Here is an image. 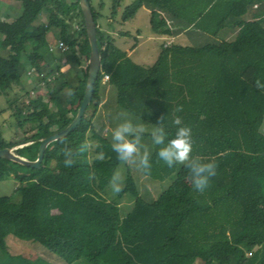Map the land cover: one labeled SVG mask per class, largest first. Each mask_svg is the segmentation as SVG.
Instances as JSON below:
<instances>
[{"label":"trees","instance_id":"trees-1","mask_svg":"<svg viewBox=\"0 0 264 264\" xmlns=\"http://www.w3.org/2000/svg\"><path fill=\"white\" fill-rule=\"evenodd\" d=\"M18 1V18L0 17V47L10 50L9 56L0 55V93L17 128L27 131L8 141L0 128V149L29 143L16 153L35 160L41 141L63 130L77 114L90 44L79 0ZM89 1L102 58L92 101L81 124L48 145L40 168L0 158V181L14 176L21 193L19 202L0 195V254L6 257L0 264H37L9 252V234L43 245L67 264L81 259L90 264H264V90L255 86L256 80L264 83V0H135L123 11L122 23L145 6L155 34L188 32L194 42L163 44L148 67L133 61L102 30L98 21L104 0ZM110 3L113 20L122 0ZM42 11L46 21H38ZM52 28L58 42L69 47L60 49L61 60L66 57L81 79L72 84L63 69L68 63H59L49 48L43 71H35L48 91L46 99L26 90L20 65L27 44H41ZM119 35L130 33L121 30ZM107 86L116 91L118 107L104 122L98 110ZM69 89L71 96L64 94ZM178 106L182 112L175 111ZM176 115L192 129V155L218 166L211 186L203 194L195 192L189 170L158 161L159 146L153 145L151 170L139 169V176L157 184L169 180L168 186L148 200L128 171L119 200H110L105 189L124 162L112 151V139L105 134L108 124L146 123L151 128L142 137L152 141L151 130L164 116L167 138L172 139ZM85 140L93 148L66 168L61 149H76ZM101 151L104 159L99 161ZM90 173H95L92 180ZM125 195L130 209L122 217L119 202Z\"/></svg>","mask_w":264,"mask_h":264},{"label":"rangeland","instance_id":"rangeland-1","mask_svg":"<svg viewBox=\"0 0 264 264\" xmlns=\"http://www.w3.org/2000/svg\"><path fill=\"white\" fill-rule=\"evenodd\" d=\"M135 0H122V3L119 7L118 14L112 18H110L111 12V3L110 0H104L105 8L102 11V16L98 21L99 24L110 25L113 28L114 36L116 37V45L121 49H129L135 50L130 55L131 58L144 66L152 65L160 52L161 46L165 42L169 43H179V40H171L168 36H161L155 34L152 31L151 23H150V10L142 6L135 17L130 19L129 21L122 23L121 15L125 8L132 4ZM22 14V4L18 0H0V17L12 21L18 18ZM47 14L45 11H42L38 17V21H46ZM128 31L130 33L129 36H121L119 32ZM3 36L0 34V40ZM264 39V34L262 35ZM52 47L54 49L53 54L57 56L59 63L66 64L71 67V70L68 71V68L64 66V70H66V76L70 79L71 83L77 85L80 81L79 72L75 69L72 63L67 61V58L64 57L61 60V50L58 48V37H57V29L52 28L46 40H44L41 44L35 45L33 43H28L26 46V54L23 56L21 61V71L23 72V84H25L26 90H32L34 94H41L46 99L48 98V91L45 89L43 83L38 81L37 70L43 71L45 64V51L47 52L49 48ZM0 55L9 56L10 50L4 49L0 47ZM34 70V71H33ZM31 72V74H29ZM63 97L66 95L62 94ZM110 101H109V109L117 108L116 104V91L112 90L109 93ZM7 98L0 93V128L3 131L4 137L8 141L19 140L22 133L27 131V127H25L22 131L17 128L15 119L11 115V110L7 109ZM104 112V111H103ZM109 117V112L107 116ZM110 118V117H109ZM137 125L143 126L144 129H150L151 127L146 123H136ZM110 129V130H109ZM114 128L111 127L110 124L107 126V130L105 134L112 139V130ZM261 131L264 132V122L261 127ZM142 143L147 147L149 152H152L153 143L150 139L142 137ZM92 145V144H91ZM19 147V146H18ZM93 147H91L92 149ZM35 150V148H32ZM16 151V150H15ZM22 153L28 156H31L28 150H22ZM138 162V160H137ZM136 162V163H137ZM138 164V163H137ZM130 171L136 179L138 186L140 188V193L142 196L148 200H152L156 198L170 183L169 180H165L162 183L158 184L155 182L150 183L148 179H143L139 176V169L133 163H121L117 168L115 173H117L120 177L121 188L125 186L127 173ZM20 182L14 177L11 176L9 178L3 179L0 181V195L1 196H10L13 202H19L21 200V193L18 191V187ZM106 192H108V196L110 200L118 201L117 198L118 193H114L109 185L106 187ZM123 199V200H122ZM120 200V213L121 216H125L129 211L130 207L128 206V196L125 195ZM6 242L8 246V250L11 254H21L30 259H32L35 263L39 264H67L56 254L49 251L43 245L33 242L31 240H24L16 237L14 234H9L6 237ZM5 256L0 254L1 262L5 263ZM72 264H90L85 259L78 260ZM194 264H204L203 261L197 260Z\"/></svg>","mask_w":264,"mask_h":264},{"label":"clouds","instance_id":"clouds-1","mask_svg":"<svg viewBox=\"0 0 264 264\" xmlns=\"http://www.w3.org/2000/svg\"><path fill=\"white\" fill-rule=\"evenodd\" d=\"M255 86L264 90V83L255 81ZM68 96L73 95L72 90H66ZM175 111L182 112V106H178ZM164 116L159 118V123L151 130L152 143L159 146L156 156L158 161H162L167 167L172 168L176 165H183L189 170V177L193 190L203 194L210 186L211 180L217 175V164L214 161L203 162L199 157L192 155L193 141L192 129L183 124L182 117L174 116L172 124L176 126L175 137L167 138L164 127ZM145 129L143 126L134 125L132 121L126 120L119 123L112 130V151L117 154V159L124 163H133L138 169L149 173L152 167L151 154L147 147L142 143V134ZM99 145H97L98 147ZM92 147L87 140L82 142L76 149L63 147L61 149L64 157L63 163L66 168L72 167L78 159L83 156ZM96 159L102 161L104 153L101 151L96 154ZM138 160V164L136 163ZM95 173L89 174V180H92ZM109 187L114 193H119L121 188L120 177L114 173L109 181Z\"/></svg>","mask_w":264,"mask_h":264},{"label":"water","instance_id":"water-1","mask_svg":"<svg viewBox=\"0 0 264 264\" xmlns=\"http://www.w3.org/2000/svg\"><path fill=\"white\" fill-rule=\"evenodd\" d=\"M79 3L83 13L88 40L90 44V57L84 97L78 108L77 114L63 130L54 133L41 141L37 153V158L35 160L26 158L16 153L15 151L18 148L28 145L29 143L19 145V147L14 146L0 149V158L12 160L28 167L40 168L44 158L45 150L47 149L48 145L54 141L66 137L71 131L75 130L81 124L85 111L90 105L94 95L95 84L99 77V72L102 65V58L98 45V25L94 18L91 3L89 0H79Z\"/></svg>","mask_w":264,"mask_h":264},{"label":"crops","instance_id":"crops-1","mask_svg":"<svg viewBox=\"0 0 264 264\" xmlns=\"http://www.w3.org/2000/svg\"><path fill=\"white\" fill-rule=\"evenodd\" d=\"M101 25V28L102 30L107 33V34H110L112 35L113 37L114 36V29L111 28L110 25H106V24H100ZM116 39V37H115ZM171 40H179V43H176V44H180V45H183V46H187V45H192L194 42L192 40V37L189 35L188 32H182L181 34L179 35H176V36H173V37H170ZM164 44H170L169 42H165ZM135 50L132 49L130 50V48L128 49H125V51H127V54L128 56H130L132 54V52ZM46 53V51H45ZM131 57V56H130ZM133 60V59H132ZM134 61V60H133ZM137 63V62H136ZM139 64V63H138ZM142 65V64H141ZM144 66V65H143ZM151 66V65H150ZM68 68V71L71 70V67L69 65L66 66ZM148 67V66H146ZM64 69V68H63ZM109 93H111V89H110V86H107L105 89H103L102 91V96H103V100L99 106V112L100 113H103V116H104V122L107 121L108 122V119L109 117L113 114V111L112 109H109L108 108V102L110 100V96ZM104 111V112H103ZM98 112V113H99ZM109 112V117H106L107 116V113ZM110 130V129H109ZM148 129H146L145 131H147ZM155 185V183H153Z\"/></svg>","mask_w":264,"mask_h":264},{"label":"built area","instance_id":"built-area-1","mask_svg":"<svg viewBox=\"0 0 264 264\" xmlns=\"http://www.w3.org/2000/svg\"><path fill=\"white\" fill-rule=\"evenodd\" d=\"M58 48H59V49H62V50H67L69 47H68L66 44H64L62 41H60V42H58ZM52 49H53V48L50 47V50H52ZM33 71H34V70H33ZM29 74H31V72H29ZM104 79H105V81L109 80V76H108V75H105ZM32 95H35L33 91H32ZM28 102H29V101H28ZM29 103H30V102H29ZM247 254L250 256V255L252 254V252H251V251H248Z\"/></svg>","mask_w":264,"mask_h":264}]
</instances>
